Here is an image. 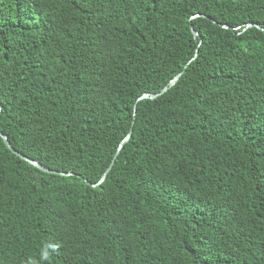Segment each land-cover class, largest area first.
<instances>
[{
  "label": "trees",
  "instance_id": "trees-1",
  "mask_svg": "<svg viewBox=\"0 0 264 264\" xmlns=\"http://www.w3.org/2000/svg\"><path fill=\"white\" fill-rule=\"evenodd\" d=\"M248 24L264 0H0V131L73 174L0 136V264H264Z\"/></svg>",
  "mask_w": 264,
  "mask_h": 264
},
{
  "label": "water",
  "instance_id": "water-1",
  "mask_svg": "<svg viewBox=\"0 0 264 264\" xmlns=\"http://www.w3.org/2000/svg\"><path fill=\"white\" fill-rule=\"evenodd\" d=\"M207 18L209 20H211L210 18H208L207 16L205 15H195L193 16L191 19H196V18ZM213 21V20H211ZM215 23V21H213ZM224 28L228 29L229 27L228 26H224ZM252 27H256L260 30H262L264 32V29L256 24H248L246 26V28H252ZM191 31H192V34L195 36V37H199V33L195 31L194 27L191 25ZM182 76V73L178 74L160 93L158 94H145L143 95L139 101L141 100H147V99H150V100H154V99H157L159 96L163 95L164 93L168 92L170 88H172L173 86H175L177 84V82L179 81V79L181 78ZM1 110H2V107L0 106V116H1ZM135 110H136V106H135ZM131 135H132V132L121 142L120 146H119V150L114 158V160L112 161L110 167L108 168V170L105 172V174L103 175L102 179L100 180V182L96 185H92L93 187H97L99 186L100 184H102L103 182H105V180L107 179V176L109 174V172L111 171L115 161H116V157L118 156L119 152L121 151V149L125 146L126 143L129 142L130 138H131ZM0 136L1 138L3 139L5 145L8 147L9 150H11L15 155H17L18 157H20L21 159L25 160L26 162H28L30 165L38 168L39 170L45 172V173H49V174H56V175H60V176H73V174L71 173H62V172H56V171H52L50 170L49 168L43 166L42 164H40L39 162L35 161V160H32L24 155H22L21 153L17 152L11 145L10 141H9V138L0 131ZM88 185H91L88 181H85Z\"/></svg>",
  "mask_w": 264,
  "mask_h": 264
}]
</instances>
